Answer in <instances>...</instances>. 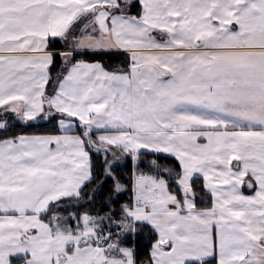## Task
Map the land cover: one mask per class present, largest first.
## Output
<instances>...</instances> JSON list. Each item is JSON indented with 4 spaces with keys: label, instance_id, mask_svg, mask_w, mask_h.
I'll list each match as a JSON object with an SVG mask.
<instances>
[{
    "label": "snow or ice",
    "instance_id": "snow-or-ice-1",
    "mask_svg": "<svg viewBox=\"0 0 264 264\" xmlns=\"http://www.w3.org/2000/svg\"><path fill=\"white\" fill-rule=\"evenodd\" d=\"M0 264H264V0H0Z\"/></svg>",
    "mask_w": 264,
    "mask_h": 264
},
{
    "label": "trees",
    "instance_id": "trees-1",
    "mask_svg": "<svg viewBox=\"0 0 264 264\" xmlns=\"http://www.w3.org/2000/svg\"><path fill=\"white\" fill-rule=\"evenodd\" d=\"M57 48H60L62 49L63 48V45L60 44V43H57L56 45ZM86 59H96V60H102L108 64H111V65H116V64H119L123 61V57H120V58H116L115 56H108V55H104V56H95V57H85ZM15 127H22V125L20 124H17ZM41 127H47L46 125H41Z\"/></svg>",
    "mask_w": 264,
    "mask_h": 264
}]
</instances>
